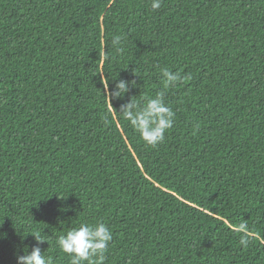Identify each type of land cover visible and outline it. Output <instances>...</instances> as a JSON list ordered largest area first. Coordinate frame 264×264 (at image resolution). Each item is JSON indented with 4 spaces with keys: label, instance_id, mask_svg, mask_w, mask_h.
<instances>
[{
    "label": "trees",
    "instance_id": "1",
    "mask_svg": "<svg viewBox=\"0 0 264 264\" xmlns=\"http://www.w3.org/2000/svg\"><path fill=\"white\" fill-rule=\"evenodd\" d=\"M165 67L150 147L117 112ZM97 222L105 264H264V0H0V264H70L58 238Z\"/></svg>",
    "mask_w": 264,
    "mask_h": 264
},
{
    "label": "clouds",
    "instance_id": "2",
    "mask_svg": "<svg viewBox=\"0 0 264 264\" xmlns=\"http://www.w3.org/2000/svg\"><path fill=\"white\" fill-rule=\"evenodd\" d=\"M161 6L162 0H151L153 11L159 10ZM121 43V36L112 38V45L118 51ZM159 72L164 84L163 90L157 92L153 98L147 99L144 103H138L133 96L128 102L120 106L119 112L115 110L124 120L128 121L139 134L140 139L150 147H156L161 143L165 138V133L174 125L176 113L165 103V95L169 88L182 82V76L179 72H173L167 67L160 68ZM130 86L135 88L138 85L135 80H119L115 83L112 91H108V85L105 87V95L109 100L123 99L129 93ZM108 118L105 116V120ZM238 231L241 233L239 244L242 247H247L250 243L248 225L241 222ZM0 237H6V234L0 233ZM34 237L37 244L47 241L43 237L35 235ZM112 240V231L105 223L97 222L95 225L81 223L79 227L60 236L57 244L59 249L70 257V264H105L106 253ZM23 251V255H17L16 264H52L51 259L44 256L39 246H33L30 252L25 246Z\"/></svg>",
    "mask_w": 264,
    "mask_h": 264
}]
</instances>
